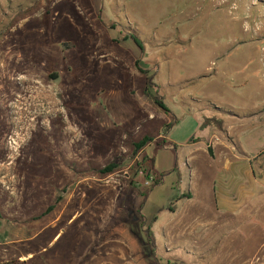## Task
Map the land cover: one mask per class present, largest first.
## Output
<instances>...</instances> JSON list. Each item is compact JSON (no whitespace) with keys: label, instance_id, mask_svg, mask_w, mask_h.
Masks as SVG:
<instances>
[{"label":"rangeland","instance_id":"1","mask_svg":"<svg viewBox=\"0 0 264 264\" xmlns=\"http://www.w3.org/2000/svg\"><path fill=\"white\" fill-rule=\"evenodd\" d=\"M211 103L244 117L233 141L250 158L217 168L224 194L264 163V0H0V264L264 255L262 198L229 230L170 240L159 227L189 191L183 154Z\"/></svg>","mask_w":264,"mask_h":264},{"label":"crops","instance_id":"2","mask_svg":"<svg viewBox=\"0 0 264 264\" xmlns=\"http://www.w3.org/2000/svg\"><path fill=\"white\" fill-rule=\"evenodd\" d=\"M11 53L8 55L10 56ZM221 104L203 105L202 111H207L208 117L215 116L223 120V131L215 128H208L200 130V135L195 138L193 142L183 154V161L185 165L190 168L189 191L184 194L190 195L188 199H182L183 204L172 214L174 219L166 223H160L159 227L163 232H166L169 239L176 233L181 234H210L237 227L239 224H246L248 222L249 214L257 220L259 214L257 211H249L251 203L257 199H264V163H258L261 168L257 173H243L242 178H235L237 185L230 191H225L224 194L217 193L216 182L214 180V173L217 168L221 167L223 170L230 172L242 171L236 166L238 163H247L250 158L247 156L239 157L235 154L238 147L233 141L234 131L244 128V124L239 123L243 121L244 117H234L230 112L222 109ZM228 114L232 119L228 118ZM235 133V135H238ZM213 142V145L211 144ZM242 150V148H241ZM264 151V150H262ZM263 170V171H261ZM250 176V178H249ZM180 181H182L180 179ZM254 188L260 191L259 194H252ZM250 193V194H248ZM219 196V197H218ZM223 203H227L222 206ZM219 202V203H218ZM170 211V210H168ZM171 213V212H170ZM232 233V232H229ZM198 247L199 250H213L210 242H203ZM216 249H223V243L217 244ZM208 251V250H207ZM246 253V252H245ZM244 251L239 255L224 254L219 259V264H264V255L258 256L257 251L251 253L249 256ZM217 254L218 253L217 250Z\"/></svg>","mask_w":264,"mask_h":264},{"label":"trees","instance_id":"3","mask_svg":"<svg viewBox=\"0 0 264 264\" xmlns=\"http://www.w3.org/2000/svg\"><path fill=\"white\" fill-rule=\"evenodd\" d=\"M146 76H147V81L149 84V93L150 96H152L153 98H158V85L155 83L154 79L149 75V73L147 71H144ZM156 88V89H154ZM159 106L160 108H162L164 111L169 112L166 107L164 106L163 103L159 102ZM223 120L217 117H208V118H204L203 122L200 126V130H205L208 128H215L218 129L220 131H223ZM171 125H169L167 127L168 130H170ZM147 142H149V139H144V141H142V145H146ZM143 167H145V170H147L148 172H152V170L155 169L154 166V161L152 159H150L149 157H146L142 163ZM162 182V177L158 175V179H156L153 184L146 189V191H144L142 193V195L144 196V198H146L149 194V192L151 191V189H153L154 187H156L157 185H159ZM189 195L188 194H184L181 196V198L179 200H182L184 198H188ZM145 200V199H144ZM170 212H174V205H171V208L169 209ZM148 232H147V238L151 243V246L154 247L155 245V240H154V234L152 232V226L148 228Z\"/></svg>","mask_w":264,"mask_h":264},{"label":"built area","instance_id":"4","mask_svg":"<svg viewBox=\"0 0 264 264\" xmlns=\"http://www.w3.org/2000/svg\"><path fill=\"white\" fill-rule=\"evenodd\" d=\"M10 145L15 148L17 146V142L16 140H12V142H10ZM18 147V146H17Z\"/></svg>","mask_w":264,"mask_h":264},{"label":"bare ground","instance_id":"5","mask_svg":"<svg viewBox=\"0 0 264 264\" xmlns=\"http://www.w3.org/2000/svg\"><path fill=\"white\" fill-rule=\"evenodd\" d=\"M19 138H20V137H19ZM19 138H18V139H19ZM16 142H17V141H16ZM17 146H19V141L17 142ZM106 248H107V247H106Z\"/></svg>","mask_w":264,"mask_h":264}]
</instances>
